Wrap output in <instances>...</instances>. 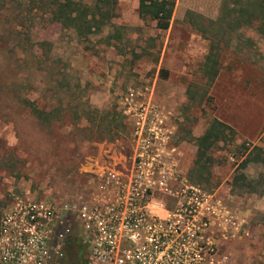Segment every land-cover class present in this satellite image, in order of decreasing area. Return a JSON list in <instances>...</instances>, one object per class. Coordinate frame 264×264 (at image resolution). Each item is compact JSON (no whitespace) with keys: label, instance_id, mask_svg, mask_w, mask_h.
<instances>
[{"label":"rangeland","instance_id":"374dc122","mask_svg":"<svg viewBox=\"0 0 264 264\" xmlns=\"http://www.w3.org/2000/svg\"><path fill=\"white\" fill-rule=\"evenodd\" d=\"M226 1L173 0L158 29L138 0L76 25L53 18L50 0H0V212L27 193L76 196L104 167L122 166L133 145L125 109L147 101L170 112L176 170L218 200L221 256L264 264V36L234 21ZM213 120L234 133L200 159ZM236 173L256 190L235 186Z\"/></svg>","mask_w":264,"mask_h":264},{"label":"built area","instance_id":"2783aa9c","mask_svg":"<svg viewBox=\"0 0 264 264\" xmlns=\"http://www.w3.org/2000/svg\"><path fill=\"white\" fill-rule=\"evenodd\" d=\"M131 102L124 164L76 196L27 193L3 209L0 264H228L213 236L218 200L175 168L170 112Z\"/></svg>","mask_w":264,"mask_h":264},{"label":"trees","instance_id":"16d2710c","mask_svg":"<svg viewBox=\"0 0 264 264\" xmlns=\"http://www.w3.org/2000/svg\"><path fill=\"white\" fill-rule=\"evenodd\" d=\"M49 4L51 12L54 14L53 18L64 14L69 17L73 25H76L78 21H83L84 23L97 22V15L103 18L111 15L116 0H95L93 8L79 6L74 0H50ZM229 4L232 5L231 12L234 21L241 22L264 36V0H233L232 3L226 1L222 8L224 9ZM173 6V0H138V13L143 19L155 22L158 29H167L173 15ZM86 12L91 13L90 20L87 19ZM21 103L32 115L36 117L41 116V110L27 98L21 99ZM226 128L230 130V133H234L231 127L220 120H213L209 124L204 135L198 139V158L205 157L214 145L222 141L226 133H228ZM247 162L248 158H245L241 164L244 166ZM233 184L252 191L256 190L255 180L249 179L244 173H236L233 177Z\"/></svg>","mask_w":264,"mask_h":264},{"label":"flooded vegetation","instance_id":"af4514ba","mask_svg":"<svg viewBox=\"0 0 264 264\" xmlns=\"http://www.w3.org/2000/svg\"><path fill=\"white\" fill-rule=\"evenodd\" d=\"M217 233H218V231H217V228L215 227V228H214V234H213V236H214V240H215L216 242L218 241V236H217L218 234H217ZM229 260H230L231 263H234V262H233V258H232V256L229 257Z\"/></svg>","mask_w":264,"mask_h":264}]
</instances>
